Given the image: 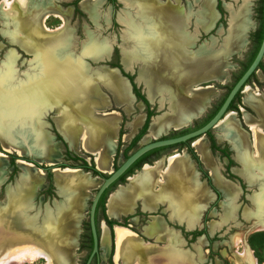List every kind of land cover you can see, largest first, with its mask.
I'll list each match as a JSON object with an SVG mask.
<instances>
[{
  "label": "bare ground",
  "instance_id": "1",
  "mask_svg": "<svg viewBox=\"0 0 264 264\" xmlns=\"http://www.w3.org/2000/svg\"><path fill=\"white\" fill-rule=\"evenodd\" d=\"M15 1L20 5V8L17 7L15 10L11 8L12 1L6 3L7 10L11 11L9 16L6 15L3 9H0L1 14L4 17V22H9V25L12 28H6L4 29V32L1 33H5L9 38L8 41L12 43V45L16 46V48L20 49L24 54L31 56L32 59L29 61L24 60L26 64L24 61L20 63L21 65H26L27 72H24L22 78H17V81H15L16 77L13 78L15 74L13 65L19 58L17 50L12 49L7 51L6 56H4V64L0 65L4 68L0 73V87L3 88V86H5L6 88H11V82H13L14 86L16 85L15 89L10 90L9 92L0 93V145L2 147L1 143L4 141L9 146L4 145L3 147L10 150L11 144H14L12 143V140L14 138L17 139L16 136L19 132L24 131L26 136L30 139L32 137L35 142V144H33L35 147L45 149L43 144L46 141V137L42 132L41 126L46 124V122L42 120V118L39 119L38 114L44 109V106L54 108L57 113V102H59V95L56 94V90L52 89L54 86L49 82L52 80L54 83L57 80H61L64 74H66L65 77L76 78L81 81L91 78L92 76L102 77L103 74L109 73L111 70L102 73L92 71L94 72V75L90 76L88 72H83L85 67L81 58L84 56L94 57L96 52H106L109 48L108 44L104 41H96L93 44L88 40L82 45L78 54L67 51L72 38L70 30L65 28L63 30L67 16L64 13H61L59 11L60 9L58 10L56 6H47V4H45V2L54 3L53 0H47L44 2L37 0V3H32L31 0L30 2L29 0ZM122 1L128 6V3L135 5L137 9L131 6L132 10L135 12L134 16L136 17L139 13V16L136 18L140 22L141 18L143 19L145 22V25H143L144 29L147 28L151 30L153 27L155 29V33L153 34L159 38L153 39L146 46L143 42L141 43L138 40L141 34L145 35L142 28L135 31L138 33L137 39H135L133 36L135 35V32L130 33V28L126 27L127 38L134 41V44L131 51L126 49L122 52L123 65L127 66V61H129L128 58L130 59L131 57L130 53L137 51V56L132 57L131 62L137 60L140 62L137 71V79L144 84L146 97L149 100H152L156 98L157 95L167 94L169 99H171V95L167 93V90H164L165 88L171 89V92L174 91L178 97L177 101L173 104L174 110L172 116L164 115L155 118L150 124L148 136L145 138V140H147L149 136L154 137L159 132L167 130L168 128H178L185 125L189 119L198 115L207 105V102L211 99L213 93L209 88L200 90L196 93H187V87L204 79H214L219 82L224 80L226 76L225 69L227 70L229 67L228 63L224 62L225 59H223V57L227 55L225 57L227 58L230 54L238 55L245 44L244 31L247 26V24H245L246 21H243L242 23L240 22L239 25L236 21L238 22V16L242 12L243 14H246V10L245 8L239 9L229 15L227 35L220 51L210 52L205 44H201L197 53L189 55L190 53L187 52L188 50L184 49L182 46V44L187 43V37L181 32L182 27L186 24L188 13L186 11L184 13L178 0H167L166 2H155L153 0ZM100 2L101 0H82L80 6L91 15L92 8H95ZM213 5V0L202 1V13L200 16L202 21L200 26L203 29H207L216 17ZM36 11L37 13L34 17ZM136 11H138V13ZM49 16L59 18L62 25L55 30L48 29L49 32H46L44 31L45 27L43 26V23ZM124 18L123 23H125ZM130 34L132 36H130ZM136 40L140 47L137 46ZM134 45L137 48H134ZM140 49L141 51L139 52ZM126 53L129 54L124 59L125 62H123V57ZM140 53L144 54L145 60L141 58ZM114 86L118 91L121 84L117 83ZM245 92L244 103L250 107L258 117L257 120L251 121L250 117L244 115V121L248 126H251L253 131V145L249 146V149L247 148V142L242 139L240 135L241 131L238 128L236 121L233 120V118H229V116L233 114H229L226 117L225 122L222 124L221 121L227 114L224 115L223 119L220 121L221 123L219 122L216 125L221 131V134L217 135V137H225L232 141L237 156L241 159L245 160L249 158L248 160H250V164L245 161V164L243 163V165L253 169L255 173L254 175L245 178L249 182L258 178L259 182H262L259 192L250 196L253 208L243 210L242 215L246 218L250 216L253 217L255 227L263 229L264 189L262 188L264 185V134L262 131L264 130V94L256 92L252 93L251 90L248 91V88ZM169 112H171L170 106ZM56 117H54V119H56ZM54 122L56 124L57 121L54 120ZM138 123L139 121H136L134 125ZM99 133L101 135L105 133V135L108 136L112 133L111 127H109V125L106 126L104 132ZM192 143H194L191 145L195 152L213 173L215 167L208 154L207 146L203 137L194 140ZM248 153L250 157H248ZM57 156L53 158V160L56 159ZM237 156L236 160L239 162ZM179 164L182 165L178 168V173L173 172L175 173L174 181L182 183L183 180L187 179V173H180L183 169V165H186L184 162H180ZM64 169L66 168H62L61 170H59V168H54V170H58L59 172H62ZM85 174L87 173H82V176ZM85 177L89 178L88 175H85ZM170 177H172V175ZM28 180L31 183L30 187L33 189L38 181L37 178L30 173ZM214 181L216 185L218 187L220 186L222 189L223 192L220 189L219 190L222 194H225H223V196H226L225 198L227 202L233 201L235 198L233 186L229 182L221 180L219 177L216 178V175H214ZM56 185L59 187L60 191L64 192L57 183ZM80 189L84 191L87 188L82 185ZM66 191L65 193L70 194L72 190ZM188 195V199L194 200L196 203H199V201L205 198L203 190L195 186L188 188ZM262 196L263 198H261ZM195 207H197L196 204ZM12 210H14L12 208V203H8L0 216V224L2 225L0 228V237L2 234V238H0V251L2 253V249L6 245L11 254V251H15L20 244L21 246H25V250L28 245V247H30V252L27 251L20 256L15 254L13 256L12 254V257L6 258L7 256L9 257L10 254L5 255L7 251H4V258L0 259V264L5 261L7 262L8 260H12L13 262H33L37 259H43L46 264H76L75 252L73 253V249L76 246L78 226L77 224H74L73 219L66 220L65 224L60 223L62 226L45 228L40 225L37 229L38 231H35L34 228L37 226L34 222H30L31 224L25 222L26 225L19 226L12 224V215H17L18 213L14 214L15 211L13 212ZM228 218L230 217L227 215V219ZM222 221H226L225 216L221 218L219 224L222 223ZM212 227L213 225L209 226L210 229ZM19 236L21 237L19 238ZM105 242L106 239L103 237V246L105 245ZM236 243L237 238L235 239V244ZM45 246L48 250L43 248ZM243 249L242 253L236 255L237 259H235V262L237 264H255L250 251L246 247ZM23 250L21 248L20 251Z\"/></svg>",
  "mask_w": 264,
  "mask_h": 264
},
{
  "label": "crops",
  "instance_id": "2",
  "mask_svg": "<svg viewBox=\"0 0 264 264\" xmlns=\"http://www.w3.org/2000/svg\"><path fill=\"white\" fill-rule=\"evenodd\" d=\"M153 1L161 2L165 0ZM192 1L194 2V0ZM117 2L120 6L123 7V9L120 10L121 13L119 12V14H115V21L121 26L120 33H123V39H127V41L125 40V43L127 44H125L126 47H124V45H121V47L118 48V53H120V51L123 52L124 50L128 49L131 42L126 36L127 28L125 23H123V17H125L124 15L127 12L133 23L139 24L140 21L134 16L131 6L126 5L122 0H117ZM178 3L185 13V11L187 10L182 7V0H178ZM197 5L198 17L197 22H195L197 30H195V32L194 30H192V32L188 31L187 24H185L181 29V32L184 33V35L187 37V43L182 44L184 49L189 46V43H194L197 35L208 31L212 27L214 20L216 19L215 17L212 21V24L207 29H203L199 23V11L201 8L200 0L197 1ZM153 39L159 38L156 37L155 34L151 39H147V37L145 38V35L143 34H141V36L138 38V40L141 43L143 42L146 46ZM111 49L112 46L110 44V54ZM127 55V53L124 54L123 62H125L124 59ZM119 58H121L122 63V57L119 56ZM26 60H28V58H26ZM128 60L129 61H127V66H124L122 63L121 67L123 68L125 73H128L129 71V66L132 60L131 57L130 59L128 58ZM117 63L119 64V60ZM88 65L91 66L92 64L89 63ZM108 70L111 71L109 73L103 74L102 77L92 76L91 78L85 79L83 81L76 78L65 77L66 74H64L61 80H57L54 83L52 82V80L51 82H49L52 86H54V88L52 89L56 90V94L59 95V102H57L56 109L57 113L55 112L54 108L50 107V118L53 123V127H51V129L53 130V134L54 132H56L59 135V137L61 138L63 143L66 144L67 149L70 150L71 153L79 157L91 158L93 166L99 172L104 174L109 173L113 168V157L116 151L117 140L119 137L118 130L120 128V124L123 122L122 115H124L126 118L128 115H130L133 109L132 104L139 111L132 116V118H134L136 115H138L137 117H135L134 121L131 124L127 125V128L130 130L129 135H125L128 133L126 123L131 122L133 119L128 122L124 121L123 123L122 127L123 129H127V133H122L120 135L121 141L125 143L122 148H124V146H126L131 141V139L137 132V129L141 127L146 117L145 105L142 103V101L137 100L134 97L133 93L131 92V86L128 79L125 76H122L119 70L115 68V66H109L106 64V66H102L99 69L92 68L91 66V68L87 72L91 76L94 75V72L102 73ZM117 83L121 84L118 91L114 86ZM139 83L141 84L142 82L139 81ZM110 107L118 108L120 111H116L112 108L110 109ZM110 111L113 112L107 113ZM232 113H228L227 115L225 114L226 116L224 117V119L222 118L223 120H220L222 124L223 122H225L226 117ZM233 115H230L229 118H233V120H235ZM54 117H56V119H54ZM153 118L149 119L150 121H148L145 130V132L147 133L149 130V125ZM54 120L57 121L56 124L61 131L57 128ZM136 121H139V123L134 125ZM244 124L248 129L246 132H244L238 126V124L237 126L241 131L240 135L242 139L249 143L250 138H253L250 137L253 135V131L251 126H248L245 121ZM108 125L109 127H111L112 133L108 136L105 135V133L101 135L99 132H104L106 126ZM42 126V132L44 134L47 133V135H45L47 139L44 142L47 143V145L43 144V146L46 145L44 146L45 149L41 148V150L44 151L43 153H40L38 151L39 147H35L33 145L35 144V142H31L30 146L26 145L27 139L29 137L25 135L24 131L19 132V134L16 136L18 145L11 144L10 150L18 155H26V153H32L34 155L33 159L40 164L47 165L53 162H57L60 150V140L59 142L53 141L54 137L51 136L46 127L43 128ZM167 130L159 132L154 137L149 136L147 140H145V138L148 136L146 135V133L144 134L146 136L143 138V141H141V138L144 135H141V137L138 139L140 142L137 140L139 142L138 145L143 144L149 140L162 137ZM214 130L217 143L221 141L225 142L229 146V149L234 151L235 148L232 141L225 137L218 138L217 135H220L221 131L217 128L216 125L214 127ZM161 134L162 136H160ZM202 137L205 140L208 154L211 157L213 165L215 167L213 173L195 152L193 146L191 145L194 143L189 141V147L192 148L193 152L197 156L202 168L206 170L210 182L213 187L219 192V196H223L224 193H221L222 189L220 188V186L218 187L214 181V175H216V178L219 177L221 180L225 181L223 179L224 177L219 173L218 170V164L216 160L217 154L213 155L208 147V140L204 136H201L199 138ZM1 144L2 146H9L4 141H2ZM22 145L25 147V149L22 148ZM251 145H253V139L250 143V146ZM171 148L172 147H170L169 150L167 148L164 149V151L161 150L159 152H156V154H158L153 160L143 162L139 168L134 169V173H131L130 175L125 177L123 184H117L112 190L107 193L104 200V214L106 218L115 220L117 222H120L123 218H127L132 224H135L138 220H142L143 222H141V227L139 228V230L134 232L127 228L125 225L120 224H113L110 228L101 218V221H98L99 240L98 257L96 259V264H101L105 262L106 259L110 260L107 264H200L202 262V254L199 244L202 245L203 243H201L199 240L203 239L204 241V232L199 233L195 237H193L196 238V242L198 245L191 246L192 252L188 250V248L185 249L184 243L186 239L191 238V235L189 234L190 230L194 228L200 230L199 224L203 211L213 200L216 199V196L215 193L209 188L205 180L201 178L195 161L190 157L186 149L180 150L178 152L182 154H173V150ZM167 152L172 153L170 154ZM156 154L153 153L149 157H153ZM56 156L57 158L53 160V158H55ZM248 157H250L249 153ZM232 159L234 162L238 163L235 156H233ZM237 159H239L242 168L243 163L245 164V161L250 164V160H248L249 158L243 160L237 156ZM180 162H184L187 166L186 167L183 165V169L180 173H187V179L183 180L182 183L174 181L175 173H173H178V168L182 165L179 164ZM4 165L5 163L0 159V169L3 168ZM15 166L19 168L20 173L15 178V183L9 188L10 194L8 195V203H12V208L14 209L12 211H15L14 214H16L17 212L18 213L17 215H12L11 222L12 224H15L17 226L26 225L25 222H27L28 224L34 222V224L37 226L34 228L35 231L40 226L37 225V223L41 221L40 219L42 215L46 216V213L55 216L54 218H51L48 215L46 216L41 224L45 228L62 226L61 224H65L66 220L72 219L74 220V224H77L78 219L81 217V210L84 206V202L88 196V193H90L89 191L94 189L99 182L98 179L91 178L90 180L89 178L85 177V175L88 174L82 176L83 170H80L82 172L81 173L80 171H77L79 169L71 170L66 168L62 172H59L58 170H54V168H51L52 176L50 181L54 186L55 194L58 197V200H52L50 206L48 204H44L42 207L41 217H39V215L37 216L36 211L31 215L36 216V220H33L30 223V221H25L24 211L33 209L34 207L33 195L34 193L36 194L34 188L39 187L41 184L40 173L42 174V171L20 159L16 160ZM242 170L240 171L241 175H243ZM30 173L31 175H34L38 180L33 189L30 187L31 183L28 180L30 177ZM171 175L172 177H170ZM212 181L214 184L212 183ZM56 183L62 190H64V192L59 190V187L56 185ZM82 185H84L87 189L82 191L80 189ZM126 185L128 186L126 187ZM193 186L199 187L204 192L205 198L199 201V203L194 202V200L188 199V188H192ZM237 189L239 191L238 187ZM66 190L72 191L69 194L65 193ZM195 204L197 207H195ZM101 224H103L102 233ZM169 236H171L172 238ZM20 237L21 236H19V238ZM103 237L106 239L104 246L102 245ZM197 246L200 249V255H198V251L196 250ZM43 248L48 250L46 246ZM176 251H179L181 254ZM182 253L188 254L189 257L183 256Z\"/></svg>",
  "mask_w": 264,
  "mask_h": 264
},
{
  "label": "rangeland",
  "instance_id": "3",
  "mask_svg": "<svg viewBox=\"0 0 264 264\" xmlns=\"http://www.w3.org/2000/svg\"><path fill=\"white\" fill-rule=\"evenodd\" d=\"M8 1H12L11 2V8H13V10H15L17 7L20 8L19 3L15 0H0V6H1L0 9H3L7 16H9L11 14V11L7 10V8H6L7 7L6 3ZM31 1H32V3L33 2L37 3V0H31ZM40 1L44 2L47 0H40ZM81 1L80 0H53L54 3L45 2V4H47V6L48 5L56 6V8L58 10L60 9L59 11L61 13H64L67 16L63 30H64V28L67 30H70V33L72 35L71 40L74 41L75 46H76L74 49L75 52L79 51V49H77L79 47V44H81L83 42L85 43V41H87L88 37H91L90 39L95 40V41H106V42L111 44L112 49H111V54L109 56V60L107 62H105V64H107L109 66L111 64H117V62L119 60V56H120L119 53L117 54L118 48L121 47V45H124V47H126L125 46V44H126L125 40L127 41V39L124 40L123 39L124 38L123 33H120L121 26L118 23H112L110 21H111L112 17L115 19V17H114L115 14H119L120 10L123 9V7L116 3V5H114V7L111 8L109 6V4H106L104 2V0H101V2L98 4L97 10H96L98 17L95 19V24H91V22H89L86 18V13H84L85 11L80 6ZM166 1L167 0L161 1V2H166ZM171 1H173V0H171ZM197 1L198 0H194V2L192 0H182V7H184L185 10H187L186 12L188 13V18L186 20V24L188 26V31H190V32H192V30H194V32H195V30H197L196 23H195V22H197V17H198L197 16V14H198ZM202 1L203 0H200L201 4H202ZM29 2H30V0H29ZM128 4H129V6H133L136 8L135 5H132L130 3H128ZM258 5H259L258 0H221V6L225 12L224 16H223V21L221 20L219 22V24L217 25V27L215 26L216 28L214 27L213 29L206 31L205 33H201V34L197 35V38H195L194 43H189V46L185 48L186 50H188L187 52L191 53V52L198 50L199 45L205 44L206 47H208L207 49H209L210 52L220 51L222 49L225 37L227 35L228 20L230 17L229 15L232 12H236L239 9L245 8L246 14H243V12H242L239 15L240 17L238 16V22L236 21V23L238 25L240 22L242 23L243 21H246L245 24H247V26H246V30L244 31L245 44H244L242 51L238 55L237 54H230V55H228L227 58H225L227 55L223 57V59H225L224 62L228 63V67H229L227 70L225 69L226 76H225L224 80L222 82L207 81V82H204L202 84H192L189 87H187V91H186L187 93H196L200 90H204V89L209 88V90H211V92H213L212 97L207 102V105L202 109L200 114H198L195 117H192L190 119V121L185 125H182V126L175 128V129H172V128L168 129L165 132L166 135H170L172 132L178 131L182 128H186V127L193 128L195 123H199L203 118H205L208 114H210V112L214 109V107L216 106V104L218 103L220 98L224 95V93L226 91L225 86L229 85L231 83L232 75L235 74L239 69L238 60H241V61L244 60L246 58L249 50H250L251 42L248 38H249V36H251L252 32L256 29L257 24H258V20H259L258 19V11H257ZM35 6H36V4H35ZM201 8L199 11L200 12L199 13V20L201 19V17H200L201 13H202ZM9 9H10V6H9ZM136 12L138 13V11H136ZM36 13H37V11L34 13V17L36 16ZM133 13L135 14L134 11H133ZM124 16H125V18L124 17L123 18L125 21V25H126V27L130 28L129 29L130 33L138 31L140 28H142V30L145 34V38L146 37H147V39L152 38V36L154 35L153 33H155V29L153 27L151 28V30H149L147 28L144 29L143 25H145V22L143 21L142 18H141V22H139V24H138V23H133L131 21V18L127 12ZM137 16H139V13ZM3 19H4L3 15L2 16L0 15V65L4 64V62H5L4 56H6L7 51L15 49V50H17V53L19 55V58L16 60V63L13 65L14 69H15V73L17 74L18 72L22 71V73L24 74V72H27V70H26L27 68H25L26 65H21L20 63L23 62L24 60H26V58H28L27 61H29L30 59H32V57L24 54L22 51H20V49L16 48V46L12 45V43H10L8 41V39H9L8 36H6L5 33H1V31L4 32V29H6V28L12 29L11 26L9 25V22H4ZM201 21H202V19L199 21V23H201ZM43 24H44L43 26L45 27L44 31L49 32L48 29L55 30L60 25H62V22L59 18L49 16L44 21ZM150 31H151V33H150ZM134 34H135V35H133L134 38L137 39L138 33L135 32ZM195 34H197V33H195ZM130 36H132V35L130 34ZM129 40L131 42H130V47L127 50L131 51L133 48L134 41H132L131 39H129ZM188 42H189V40H188ZM136 43H137V46L140 47L138 45L139 43L137 40H136ZM135 47L136 46L134 45V48ZM140 51H141V49L139 50V52ZM136 53H137V51L134 53H130L131 58L136 57L137 56ZM202 53H203V51H202ZM127 54H129V53H127ZM144 54L140 53L141 58L145 60ZM24 63L26 64L25 61H24ZM261 64H262V67L264 68V54H263L262 59H261ZM139 65H140V62L138 60L132 61L130 63L128 74L131 76L132 80L135 79L136 73L139 69ZM91 66L93 67V64ZM3 70H4V68L0 66V73ZM135 85L141 91V93L144 95V98L148 102V110H150L152 112L149 119H151L155 116L152 119L151 123L155 120V118L162 117L164 115L165 116H172L173 110H174L173 104L178 99V97L174 93V91L171 92V89H169V88L164 89V90H167V93H169L171 95V97H170L171 99H169L167 94H162L159 96L157 95L156 98H154L152 100H149L145 95L146 89L144 90V84L143 83H141V84L136 83ZM247 88H248V91L251 90L252 93L256 92V93L263 94L264 78H263V75H262L261 70L259 68L256 69V71L254 72V75L252 77H250V79L244 84L243 88L240 90V92L238 94V98L233 103L234 108H231L226 112V114L232 113V112L234 113L233 116H234L238 126L244 132H246L248 130L244 124V121H243L244 115H248V117L250 116L251 121L258 119L256 113L253 112L248 106H246L243 103L244 98H245V93H246L245 91ZM183 93H184V91H183ZM169 106L171 108V112H169ZM132 107H133L132 112L130 113V115L127 116V118L124 115H122L123 122L120 124V127L122 128L121 134L127 133V129H128L127 125L131 124L134 121L135 117L138 116V115H136L134 118H132V116L135 115V113L139 112L138 109L133 104H132ZM111 108L116 110V111H120L118 108L110 107V109ZM145 109L147 110L146 106H145ZM112 112L113 111H110L107 113H112ZM48 116H45V118H44L45 121H48ZM131 119H133V120L131 121ZM124 121H126V122L131 121L129 123H126L127 129H123V127H122ZM51 127H49L47 130L50 132L51 136L54 137L53 141L59 142V140H60L58 164H64L66 167H63V168L78 167L79 161L70 159V156L75 155V154L71 153V151L67 149L66 144L63 143V141L61 139L56 138V136L54 135L55 133L53 134V132H52L53 130L51 129ZM138 129H137V131H138ZM209 132H210L211 136L213 137V139L215 140V142L217 143V141L215 139V130L210 129ZM262 132L264 133V130ZM146 133L147 132H144L143 135ZM129 134H130V130L128 129V133L125 135H129ZM251 134H252V132H251ZM146 135H148V133ZM146 135H144L141 138V141H143V138ZM118 136H119V133H118ZM124 136H123V138H124ZM160 136H162V134ZM204 137L207 139L206 135H204ZM250 137H253V135ZM252 139L250 138V143H251ZM138 141L136 142L134 147L130 148L127 151V153L131 152L133 149H135V147L138 146V144L140 142V141L139 142ZM207 143H208V141H207ZM250 143L246 144V145H248L247 146L248 149H249ZM124 144L125 143L123 141H121V139H120V146H119L120 150H118V152L115 156V159H114L115 164L118 163L120 159H122L121 151L123 149L122 146ZM217 144L220 147H222L226 143L221 141ZM188 148H190L189 142H186L185 144L174 146L171 149L173 150V154H182V153H178V152L180 150H185V149L187 151ZM169 149L170 148H168V150ZM190 149L192 150V148H190ZM168 150H165V151H168ZM228 150H227L228 154L231 157L235 156V158H236V156H237L236 150L234 149L235 154H234L233 150H231L229 148H228ZM167 153L171 154L172 152H167ZM214 154H217L216 160H217V164H218L219 173L223 177L226 178L225 179L222 177L225 181L229 182L233 186V191H234L233 193H234L235 199L233 201L227 202V200L224 196H219L217 199L213 200L207 208L204 209L203 214L200 218V224H199L200 229L204 230L203 232H204V236H205L204 241H203V239L199 240L201 243H203L202 245L199 244V247L201 249V254H202V262L200 264H237L235 262V259H237L236 255L242 253L244 250L243 249L244 247H246L250 251L251 256L253 257L255 264H264V228L263 229L256 228L255 224L253 223V217L250 216V217L246 218L242 215L243 210L253 208L252 202L250 200V196L259 192V190L261 189V186H262V182L260 183L258 178L249 182L245 177L248 178L250 175H254L255 172L253 171V169L248 168L244 165L242 168V166L240 165L239 162L238 163L232 162L230 164L231 166L229 168V172H231L233 174V177H230V178L227 177L226 174L224 173V162H226L225 158H222L220 156V153L217 151H214L213 155ZM21 157L22 156H17V155H15V153L13 151H11L9 149L7 150L3 146L1 147V145H0V159L2 160V162L5 163L3 168L0 169V216L3 213V211L5 210V207L7 206V203H8V199H9L8 195L10 194L9 188H10V186H12L15 183V178L20 173L19 168H17L15 166L16 160L23 159L24 161H28V160L21 158ZM77 157H79V156H77ZM79 158H83V157H79ZM84 160L87 163H90L92 161L91 158H87V157H85ZM42 165L43 164L35 166L38 169H40V171H42V174L40 173L41 184L39 187L34 188V191H36V194L34 193V195H33L34 196L33 197V204H34L33 209H29V210L24 211L25 221L32 222L33 220H36L35 219L36 216H31L36 211H37L36 212L37 216L39 215V217H41L43 205L48 204L50 206V203L52 200H55V199L58 200L57 199L58 197L55 194L54 186L51 183V181H50V187H48L49 182L47 180L46 171H48L50 173V175L52 176V170H51V168L47 169V170L46 169L43 170L40 168V166H42ZM68 169L76 170V169H72V168H68ZM162 169H163V167H162ZM242 169H243V175L245 177L243 175H241V173H239V171ZM133 171H132V173H134ZM251 171H252V173H251ZM200 176H201V174H200ZM123 182L117 183V184H123ZM231 182L234 183L239 188V191H238L237 187L234 184H232ZM212 183H213V181H212ZM128 185H126V187ZM112 189H110V190H112ZM262 189H264V185H263ZM237 191H238V193H237ZM89 192L90 193H88V196L84 202V206L81 210V217L78 219V223H77V226H78V232H77V236H76V242L77 243H76V247H74V249H73L74 250L73 253L75 252L74 255H75V263L76 264H82L83 259L85 258V255L87 253V250H85L83 248H79V245L81 242L80 240L82 238L81 235L86 231L87 208H88L90 198L94 192V189L90 190ZM236 193H237V195H236ZM261 198H263V196ZM35 207H37V208H35ZM232 207H233V209H232ZM106 210H107V208H106ZM26 212H28V213H26ZM47 215L51 218H54V216H55V215L52 216V215H49L48 213H46V216ZM227 215L230 218L227 219ZM46 216L42 215V217L40 219L41 221L38 222L37 225H41L42 222L44 221V219L46 218ZM224 216L226 217V221H224V222L222 221V223L219 224L221 218H223ZM98 221H101L100 216L98 217ZM141 222H143V221L138 220L135 224L127 222V225H125V226L127 228H129L130 230L136 232L141 227ZM211 225H213V227L210 229L209 226H211ZM102 226H103V224H101V233H102ZM1 227H2V225L0 224V228ZM169 237H171V236H169ZM0 238H2V234H1ZM236 238H237V243L235 244ZM195 245H198L196 242V238H188V239H186V241L184 243L185 249L188 248V250H190L191 252H192L191 246H195ZM20 247L22 248V250L23 249L24 250L20 251L21 250ZM199 247L198 246L196 247V250L198 251V255H200ZM7 248L8 247L5 245L2 249V253L0 251V257H1L0 259L4 258L3 257V254L5 253L4 251H7V253L5 255L10 254V252H9L10 250L8 251ZM17 248L15 249V251L14 250L11 251L10 256L9 257L7 256L6 258L12 257V254H13V256H14V254L20 256L22 253H25V252L30 250V247H28V245H27V248H29V249L26 248V250H25V246H21L20 244ZM13 252H15V253H13ZM176 252L180 253L179 251H176ZM182 254L185 257H187V256L189 257V255L186 253H182ZM109 261L110 260L106 259V261L101 263V264H107ZM4 263L5 264L6 263L7 264H46L43 259H37L33 262H13L12 260H8L7 262L6 261L3 262L2 264H4Z\"/></svg>",
  "mask_w": 264,
  "mask_h": 264
},
{
  "label": "water",
  "instance_id": "4",
  "mask_svg": "<svg viewBox=\"0 0 264 264\" xmlns=\"http://www.w3.org/2000/svg\"><path fill=\"white\" fill-rule=\"evenodd\" d=\"M97 7H98V5L95 8H92V14L91 15L84 10L85 11L84 13H86V18L89 22H91V24H95V19L98 17L97 16L98 14L96 12ZM0 15L2 16L1 12H0ZM90 38L91 37H88L87 41L89 40L90 43L94 44L96 41L92 40ZM104 42H106V41H104ZM83 44H84V42L79 44V47L77 49L80 50ZM75 47L76 46H75L74 41L70 40V44H69L67 51L78 54L79 51H77V52L74 51ZM199 47H200V45H199ZM199 47H198V50L191 52L189 55H191L193 53L194 54L197 53L199 51ZM108 48L109 49L106 52H96L94 57H86V56L82 57L81 59H82L83 65L85 67L83 72H87L91 68V66L88 65L89 63L93 64L92 68H95V69H99L102 66H106L105 62H107L109 60L110 43L108 44ZM119 54H120V57H122L121 51ZM263 54H264V0H263V10H262V33H261V39H260V43L258 45V48H257L252 60L248 64V66L240 74V76L234 81V83L230 86L229 90L225 94L222 102L220 103V105L218 106V108L216 109L214 114L204 124H202L201 126H199L197 128H194L188 132L180 134V135L168 136V135L164 134L162 137L155 138V139L149 140L143 144L138 145L135 149H133L131 152H129L126 157L120 159L119 162L116 163V167L112 168V170L109 173H107L106 176H104L102 178L95 176V175H91L88 171H82V169L79 167H67V168L79 169L83 173H87L90 179L94 178V179L99 180L97 186L94 188V192L90 198L88 208H87V226H88L90 239H91V248H90L83 264H91L92 259L93 258L97 259V257H98L99 229H98V224L95 223L94 213H95V207H96L97 201H98L101 193L103 192V190L105 188H107L112 182H114L140 155H142L146 151L151 150L153 148L174 145V144H178V143H182V142H189V141L193 142V140H195L201 136H204L205 133L207 131H209L210 129H214L215 125H217V123L224 117V115L228 111L227 110L228 105H229L230 101L233 99V97L235 96L236 92H240V90L243 88L244 84L246 83V80L249 78L251 73H254L256 71L259 62H261ZM119 64H120V68H121L122 67L121 58H119ZM115 68L117 70H119L118 67L115 66ZM121 70L124 72L123 68H121ZM119 72H120V70H119ZM120 74H121V72H120ZM22 76H23V73L21 71V72H18L17 74L15 73L13 78L16 77L15 81H17L18 80L17 78H19V77L22 78ZM12 81H13V79H12ZM207 81H215V80L214 79H204V80L197 81L195 84H202V83L207 82ZM133 82L135 84L139 83V81L137 79V73H136V76H135V79L133 80ZM15 88H16V85L14 86L13 82H11V88H6L5 86H3V88L0 87V93L9 92L10 90L15 89ZM50 112H51L50 107L44 106V109H42V111L38 114L39 119L42 118V120L45 118V116L49 115L48 121H45L46 124H44L42 126L43 128L46 127L48 129L51 126L53 127V123H52V120L50 118ZM189 121H190V119H189ZM45 135H47V133H45ZM29 139L30 138H28L27 142H26L27 146H30L31 142L34 143V140L32 139V137L30 140ZM48 140H47V142H48ZM12 143L18 144V140L14 138L12 140ZM44 144L47 145V143H44ZM46 145H44V146H46ZM22 148L25 149L24 146ZM38 151L40 153L44 152L43 150H41L39 148H38ZM15 155L22 156L21 158L28 160L25 162L30 163L34 167L36 166L34 164L41 165L40 163H38L37 161H35L33 159L34 155L32 153H26V155H18L15 153ZM20 160H23V159H20ZM42 166H45L47 169L59 168V170H61L63 168V167L58 166V161L53 162L51 164H47V165L43 164ZM64 167H66V166H64ZM35 168H37V167H35ZM41 169H43V168H41Z\"/></svg>",
  "mask_w": 264,
  "mask_h": 264
},
{
  "label": "trees",
  "instance_id": "5",
  "mask_svg": "<svg viewBox=\"0 0 264 264\" xmlns=\"http://www.w3.org/2000/svg\"><path fill=\"white\" fill-rule=\"evenodd\" d=\"M259 2V5H258V24H257V27L256 29L252 32L251 36H250V42H251V47H250V50L246 56V58L244 60H238V63H239V69L238 71L232 75V81L229 85H226L225 88H226V91L224 93V95L220 98V100L218 101V103L216 104V106L214 107V109L210 112V114H208L205 118H203L199 123H195L194 127L193 128H190V127H186V128H182L178 131H175V132H172L170 135L168 136H176V135H180V134H183L185 132H188L194 128H197L199 126H201L202 124H204L213 114L214 112L216 111V109L218 108V106L220 105V103L222 102L225 94L227 93V91L229 90L230 86L234 83V81L240 76V74L245 70V68L248 66V64L250 63V61L252 60L257 48H258V45L260 43V39H261V33H262V10H263V0H258ZM113 66H116L119 68L121 74L123 76H125L126 78H128L129 82H130V85H131V89H132V93L134 94L135 98L137 100H140L142 101V103L147 107V110H146V117L143 121V124L141 125V127L138 129L137 133L133 136V138L131 139V141L122 149L121 151V154H122V158L126 157L127 156V151L134 147L135 144H136V141L141 137V135H143V133L145 132L146 130V127H147V124H148V121H149V117L151 116V111L148 110V102L147 100L144 98V96L139 92L138 88L135 86V84L133 83L132 81V78L130 75H128L127 73L123 72L121 69H120V66L118 64H111ZM257 68H259L264 76V68L262 67V64L261 62H259ZM254 75V73H251V75L249 76V78L246 80V82L250 79V77H252ZM238 94L239 92H236L235 96L233 97V99L230 101L229 105H228V108L227 110L231 109V108H234V101L238 98ZM122 132V128L120 127L119 128V137H118V140H117V147H116V151H115V154H114V157H113V168L116 167V164L114 162V159H115V156L119 150V146H120V134ZM55 133V136L57 139H61L59 137V135ZM205 135L207 136V139L209 141V148L211 150V152H214V151H219L221 155H224L226 156L228 154V152L224 149V148H219V145H217L213 139V137L211 136L210 132L207 131L205 133ZM186 142H182V143H178V144H174V145H169V146H162V147H157V148H153L151 150H148L146 151L145 153H143L142 155H140L114 182H112L107 188H105L103 190V192L101 193L98 201H97V204H96V207H95V213H94V216H95V223L97 224L98 223V217L100 216L104 222L106 223L107 226H109L111 228V226L113 224H120V225H124V221H120V222H117L115 220H111V219H108L106 218L105 214H104V200H105V197L107 195V193L109 192L110 189H112L117 183H121L124 181L125 177L130 175L132 173V171L135 169V168H138L141 163L143 162H148V161H151L153 160L157 154L156 152H159L161 150H164V149H167V148H170V147H174V146H177V145H182V144H185ZM136 148V147H135ZM187 152L189 153L190 157L195 161L196 165H197V168L199 170V172L201 173V177L206 181L207 185L213 190V192L218 196V192L213 188V186L211 185L210 183V180H209V177L207 176V173L206 171L202 168L197 156L194 154V152L188 148L187 149ZM153 153H155L156 155H154L153 157H149L150 155H152ZM70 159L71 160H77L79 161V164H78V167L81 168L83 171H88L91 175H95V176H98V177H104L106 176V174L104 173H101L99 172L98 170H96L93 166V163L92 161L90 163H87L84 158H79L77 157L76 155H71L70 156ZM232 162L231 160L228 161V165H230ZM34 165H38V164H34ZM58 166L60 167H64L65 165L64 164H58ZM41 168L43 169H46L47 168L45 166H40ZM46 174H47V180L49 182L48 184V187H50V179H51V175L48 171H46ZM227 177H233V175L231 174H227ZM87 225V223H86ZM198 234V232H195ZM199 233H201V231H199ZM81 242H80V245H79V248H83L85 250H87V253L85 255V258L91 248V239H90V234H89V230H88V226L86 227V231L81 235ZM85 258L83 259V262L85 260ZM82 262V264H83ZM91 264H96V258H93L92 261H91Z\"/></svg>",
  "mask_w": 264,
  "mask_h": 264
},
{
  "label": "flooded vegetation",
  "instance_id": "6",
  "mask_svg": "<svg viewBox=\"0 0 264 264\" xmlns=\"http://www.w3.org/2000/svg\"><path fill=\"white\" fill-rule=\"evenodd\" d=\"M104 2L106 3V4H109V6L112 8V7H114V5H116V3L117 4H119L118 2H117V0H104ZM213 10L216 12V19L214 20V23H213V25H212V27L210 28V29H213L215 26L217 27V25L219 24V22L222 20L223 21V16H224V10H223V8H222V6H221V0H213ZM113 16V15H112ZM110 22H112V23H116V21H115V19L112 17L111 18V21ZM215 27V28H216ZM209 29V30H210ZM208 30V31H209ZM249 40H250V36H249V38H248ZM117 52V51H116ZM117 54H118V52H117ZM118 64V63H117ZM119 65V64H118ZM121 69V68H120ZM128 74V73H127ZM129 75V74H128ZM128 79V78H127ZM129 81V80H128ZM133 81V80H132ZM130 83V82H129ZM134 83V82H133ZM135 84V83H134ZM131 86V85H130ZM136 86V85H135ZM137 87V86H136ZM139 90V89H138ZM131 92H132V89H131ZM139 92L141 93V91L139 90ZM142 94V93H141ZM134 95V94H133ZM143 95V94H142ZM144 96V95H143ZM135 97V96H134ZM145 113H146V109H145ZM208 140V139H207ZM215 141V140H214ZM137 142V141H136ZM216 143V142H215ZM217 144V143H216ZM218 145V144H217ZM208 147H209V141H208ZM219 148H224L226 151L228 150V146L225 144V145H223L222 147H220L219 146ZM210 149V148H209ZM211 151V150H210ZM229 151V150H228ZM217 152H219V151H217ZM213 153V152H212ZM220 153V152H219ZM230 153V152H229ZM220 156L222 157V158H225V161L226 162H224V173L226 174V176H227V174L229 173V174H231V175H233L231 172H229V168H230V166L231 165H228V161L229 160H231V162H234L233 161V159H232V157L229 155V154H227L226 156H224V155H221L220 154ZM142 164V163H141ZM197 166V165H196ZM140 167V166H139ZM138 167V168H139ZM135 169H137V168H135ZM198 169V168H197ZM227 170V171H226ZM199 171V170H198ZM207 173V172H206ZM223 173V174H224ZM201 174V173H200ZM207 176H208V174H207ZM127 177V176H126ZM209 177V176H208ZM202 178V177H201ZM225 178V177H224ZM203 179V178H202ZM226 179V178H225ZM210 180V179H209ZM206 182V181H205ZM211 183V182H210ZM212 185V184H211ZM213 186V185H212ZM210 188V187H209ZM214 188V187H213ZM211 189V188H210ZM215 189V188H214ZM212 190V189H211ZM216 190V189H215ZM213 191V190H212ZM217 191V190H216ZM218 192V191H217ZM215 196H216V199L219 197V192H218V196L215 194ZM121 221H124V225H127V222H129V220L127 219V218H123ZM98 224V223H97ZM199 231H201V233H203V231L204 230H198L197 228H194V229H192V230H190L189 231V234L191 235V238H193V237H195L196 235H197V233H195V232H199ZM199 234V233H198Z\"/></svg>",
  "mask_w": 264,
  "mask_h": 264
}]
</instances>
